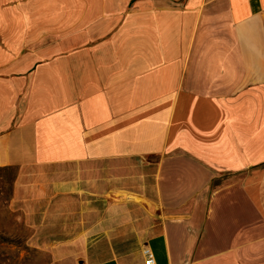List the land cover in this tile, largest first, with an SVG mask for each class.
<instances>
[{"label": "crops", "instance_id": "crops-1", "mask_svg": "<svg viewBox=\"0 0 264 264\" xmlns=\"http://www.w3.org/2000/svg\"><path fill=\"white\" fill-rule=\"evenodd\" d=\"M44 264H264V0H0V169Z\"/></svg>", "mask_w": 264, "mask_h": 264}, {"label": "rangeland", "instance_id": "rangeland-1", "mask_svg": "<svg viewBox=\"0 0 264 264\" xmlns=\"http://www.w3.org/2000/svg\"><path fill=\"white\" fill-rule=\"evenodd\" d=\"M16 171V170H15ZM15 171L1 172L2 179L0 180V191H4V196L12 194V186L15 183ZM9 194V195H10ZM7 197V196H5ZM12 210V209H11ZM9 223L15 226L18 232V237L22 238V243L19 245L0 244V264H44L48 261V256L40 251L29 247L23 239L30 236V231L25 228V222L21 211L12 210V216Z\"/></svg>", "mask_w": 264, "mask_h": 264}, {"label": "trees", "instance_id": "trees-1", "mask_svg": "<svg viewBox=\"0 0 264 264\" xmlns=\"http://www.w3.org/2000/svg\"><path fill=\"white\" fill-rule=\"evenodd\" d=\"M16 168L8 167V168H3L0 169L1 172H11L15 171ZM17 176V170L15 171V178ZM2 179V175H0V180ZM15 184V183H14ZM12 190L14 192V185L12 186ZM13 192L12 194H7L4 196V191H0V244L6 243L10 245H19L22 243V238L18 237V232L13 229L15 226H13L12 223H9L8 221L10 220L12 216V210L10 208V202L13 197ZM28 231H30V236L27 238L23 239L24 242H26L28 239L32 236V230L28 226H25ZM5 264H10V263H5Z\"/></svg>", "mask_w": 264, "mask_h": 264}, {"label": "built area", "instance_id": "built-area-1", "mask_svg": "<svg viewBox=\"0 0 264 264\" xmlns=\"http://www.w3.org/2000/svg\"><path fill=\"white\" fill-rule=\"evenodd\" d=\"M145 264H156L153 253L146 249L144 250Z\"/></svg>", "mask_w": 264, "mask_h": 264}]
</instances>
